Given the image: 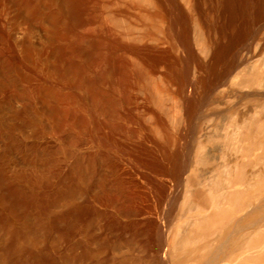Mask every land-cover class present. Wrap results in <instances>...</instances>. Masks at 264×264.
<instances>
[{"label":"rangeland","instance_id":"374dc122","mask_svg":"<svg viewBox=\"0 0 264 264\" xmlns=\"http://www.w3.org/2000/svg\"><path fill=\"white\" fill-rule=\"evenodd\" d=\"M187 1L184 22L172 1L0 0V264H173L168 237L193 228L200 195L226 200L264 179V4L243 35L236 0ZM147 8L169 20L161 30ZM186 35L198 48L207 40L196 59ZM84 57L92 71L79 79L68 70ZM72 100L73 132L63 133ZM23 174L30 183L17 188Z\"/></svg>","mask_w":264,"mask_h":264},{"label":"bare ground","instance_id":"6f19581e","mask_svg":"<svg viewBox=\"0 0 264 264\" xmlns=\"http://www.w3.org/2000/svg\"><path fill=\"white\" fill-rule=\"evenodd\" d=\"M98 1V0H96ZM123 1V0H122ZM128 1V0H127ZM140 1L139 3L144 4L145 6H149L152 2V0H138ZM162 2H171L175 5H177V12L179 17H182V21L185 19L184 15H185V11L188 10V5H190V3L188 4L187 0H160ZM192 1V0H191ZM190 1V2H191ZM196 1V0H195ZM198 1V0H197ZM206 1V0H205ZM214 1V0H213ZM225 1V0H223ZM234 1V0H233ZM89 2V1H88ZM92 1H90L91 3ZM236 2L238 3V8L236 10V19L234 18V20H236L237 24L239 26L243 27V35H247L249 33L248 29L250 26V22H251V17L256 13V9L260 4V0H236ZM263 4H264V0H262ZM93 3V2H92ZM105 3V2H104ZM168 3V4H169ZM192 3V2H191ZM49 4V3H48ZM100 4V3H99ZM166 4V3H165ZM164 4V5H165ZM182 4V5H181ZM223 4V3H222ZM262 4V3H261ZM97 5V4H96ZM136 5V4H135ZM134 5V7H135ZM170 5V4H169ZM84 6V5H83ZM81 6V7H83ZM107 6V5H106ZM156 6V5H155ZM158 6V5H157ZM173 6V5H172ZM192 6V5H190ZM217 6V5H216ZM235 6V5H234ZM103 7V6H102ZM133 7V9H134ZM160 7V6H159ZM165 7H167L165 5ZM194 7V6H193ZM232 7V6H231ZM261 7V6H260ZM164 8V7H163ZM172 8V7H171ZM191 8V7H190ZM225 8V7H224ZM236 8V7H235ZM88 9V8H87ZM166 9V8H165ZM174 9V8H173ZM199 9V8H198ZM211 9V8H210ZM232 9V8H231ZM3 10V9H2ZM85 7H83V11H85ZM175 10V9H174ZM171 9V11H174ZM190 10V9H189ZM188 10V11H189ZM224 10V9H223ZM222 10V11H223ZM227 10V9H226ZM166 11V10H164ZM199 11V10H198ZM225 11V10H224ZM235 11V10H234ZM103 12V11H102ZM170 12V11H169ZM175 12V11H174ZM221 12V11H220ZM233 12V11H232ZM137 13V12H136ZM166 13V12H165ZM168 13V11H167ZM166 13V14H167ZM194 13V12H193ZM213 13V12H212ZM146 23H148V25L150 26V28H152L154 31H159L161 30L160 28V23L162 20H166L169 21L168 19L165 18L162 19V17L159 15V13L157 11H152L151 9H146ZM170 14V13H169ZM174 14V13H173ZM201 14V13H200ZM207 14V13H206ZM225 14V13H224ZM91 15V14H90ZM134 15V14H133ZM177 15V14H175ZM178 15L175 16L176 19H172L175 21V23L177 22L178 24L180 23L178 21ZM190 15V14H189ZM202 15V14H201ZM220 15V13H219ZM93 16V15H92ZM167 16V15H166ZM174 16V15H173ZM213 16V15H212ZM222 16V15H221ZM259 16V15H257ZM137 17V16H136ZM196 17V16H195ZM204 17V16H203ZM173 18V17H172ZM257 18V17H255ZM206 19V18H205ZM225 19V18H224ZM89 20V19H88ZM177 20V21H176ZM200 20V19H199ZM211 20V19H210ZM193 21V20H192ZM195 21V20H194ZM212 21V20H211ZM231 21V20H230ZM256 21V20H255ZM19 22V21H18ZM134 22V21H133ZM185 22V20H184ZM202 22V21H201ZM260 22V21H259ZM264 22V21H263ZM138 23V22H137ZM165 23V22H164ZM206 23V22H205ZM232 23V22H231ZM250 23V24H249ZM198 24V22H197ZM224 24V23H223ZM4 25V24H3ZM141 25V24H140ZM175 26H178L176 24H174ZM131 26V25H130ZM162 26V25H161ZM167 26V25H166ZM174 26V27H175ZM203 26V25H201ZM230 26V25H229ZM145 27V26H144ZM165 29V26H163ZM184 29L186 30L185 25L183 24ZM197 27V25H196ZM234 28V27H232ZM21 29V28H20ZM25 29V28H24ZM90 29V28H89ZM141 29V28H139ZM146 29V28H145ZM166 29H168L166 27ZM199 29V28H198ZM202 29V28H201ZM205 29V28H204ZM211 29V28H210ZM177 30V28H176ZM195 30V29H194ZM20 31V30H19ZM41 31V30H40ZM135 31V30H134ZM139 31V30H138ZM143 31V30H142ZM169 31V29H168ZM235 31V30H234ZM22 32V31H21ZM132 32V31H131ZM130 32V33H131ZM149 32V31H148ZM166 32V31H165ZM179 32V30H178ZM208 32V29H207ZM24 33V32H23ZM41 33V32H40ZM147 33V32H146ZM151 33V32H149ZM162 33V31H161ZM169 33V32H168ZM209 33V32H208ZM227 33V31H226ZM42 34V33H41ZM85 34V33H84ZM221 34V33H220ZM16 35V34H15ZM25 35V34H24ZM160 35V34H159ZM172 35V33H171ZM177 35H179L177 33ZM204 35V34H203ZM223 35V34H222ZM242 35V36H243ZM152 36V35H151ZM150 36V37H151ZM161 36V35H160ZM162 36H164V34H162ZM170 36V34H169ZM168 36V37H169ZM227 36V35H225ZM224 36V37H225ZM230 36V35H229ZM237 36V35H236ZM12 37V36H11ZM140 37V36H138ZM149 37V36H148ZM146 37V39L148 38ZM207 36H205L204 38H206ZM246 38V36H244ZM263 37V36H262ZM261 37V38H262ZM21 39L23 38L20 37ZM38 38V37H36ZM137 38V37H136ZM135 38V39H136ZM151 38H154V36H152ZM198 38V37H197ZM227 38V37H226ZM231 37H229L230 39ZM12 39V38H11ZM91 39V38H90ZM138 39V38H137ZM155 39V38H154ZM169 39H171L169 37ZM173 39V38H172ZM207 39V38H206ZM215 39V38H214ZM235 39V38H234ZM247 39V38H246ZM37 40V39H36ZM73 40L72 36H69L67 41L68 43H71V41ZM178 40V39H176ZM199 44V48L195 47L192 45V43L189 41V35H186L183 39L180 38V41L182 43L183 46H185L188 49V54L193 58L196 59V50H204V48L207 45V40L201 41ZM210 40V39H209ZM168 41V40H167ZM171 41V40H170ZM197 41V39H196ZM217 41V40H216ZM223 41V40H222ZM233 41V40H232ZM243 41V38H242ZM163 42V41H162ZM179 42V41H178ZM211 42V41H208ZM236 42V41H235ZM241 42V41H240ZM176 43V42H175ZM234 43V42H233ZM16 44V43H14ZM156 44V43H155ZM164 44V43H163ZM211 45V43H209ZM208 44V45H209ZM213 44V43H212ZM235 44V43H234ZM240 44V43H239ZM73 46V43L70 44V46ZM83 45V44H82ZM172 45V44H171ZM175 45V44H174ZM232 45V44H231ZM241 45V44H240ZM9 46V45H8ZM15 46V45H14ZM17 46V45H16ZM20 46V45H19ZM130 46V45H129ZM167 45H165L166 47ZM236 46V45H235ZM135 47V46H134ZM148 47V46H147ZM210 47V46H209ZM8 48V47H7ZM128 48V47H127ZM208 48V47H207ZM157 49V48H156ZM180 49V48H179ZM221 49V48H220ZM239 49V48H238ZM256 49V48H255ZM182 50V49H181ZM2 51V50H1ZM10 51V50H9ZM71 55H74L75 52L72 50H69ZM219 51V49H218ZM235 51V50H234ZM14 52V50H13ZM169 52V51H168ZM178 52V51H177ZM216 52V51H215ZM225 52V51H224ZM175 53V52H174ZM199 53V52H198ZM202 53V52H201ZM229 53V52H228ZM15 54V52H14ZM131 56L133 55L134 57H140L141 60L145 61L146 63H151L152 61L159 64V61L162 59H159L158 57H156V55H149V56H140L138 55V53L131 51L130 52ZM166 54V53H165ZM178 54V53H177ZM200 55V54H199ZM216 55V54H215ZM77 56V55H76ZM130 56V57H131ZM230 56V55H229ZM174 57V56H173ZM227 57V56H226ZM250 57V56H249ZM132 59V58H131ZM85 62L87 61V64H85L82 68L77 69L73 71V68H70L68 71L70 74H73V72L75 73V76L79 79H81L83 76L84 78L86 77V75L92 71V68L90 65V62L88 60V57H84ZM133 60V59H132ZM186 60V59H185ZM242 60V59H241ZM127 61V60H126ZM129 61V60H128ZM166 61H167V57H166ZM169 61V60H168ZM98 62V61H97ZM101 62V61H100ZM130 62V61H129ZM186 62H189L186 60ZM245 62V61H244ZM178 63V62H177ZM97 64V63H95ZM166 67L168 64H166ZM162 65L161 66H165ZM100 66V64H99ZM131 66V65H130ZM144 66L148 67L147 65L144 64ZM159 66V65H158ZM96 67H98L96 65ZM152 67H154L152 65ZM169 67V66H168ZM255 67V66H254ZM160 68V67H159ZM171 69V67H169ZM175 68V66L173 67ZM169 71H172L170 70ZM262 69V68H261ZM176 70V68H175ZM178 70V69H177ZM190 70V69H189ZM249 70V69H248ZM46 71V70H45ZM149 71V70H148ZM153 71V70H152ZM149 71V74L150 72ZM234 71V70H233ZM244 72V71H243ZM262 72V71H261ZM245 73V72H244ZM258 73V72H257ZM254 73V76L257 78L258 74ZM155 74V73H153ZM158 74V73H157ZM172 74V73H171ZM175 74V73H174ZM181 75V74H180ZM158 76V75H157ZM160 76V74H159ZM158 76V77H159ZM177 76V75H176ZM175 76V77H176ZM251 76V75H250ZM261 76V75H260ZM49 77V76H48ZM166 77V76H165ZM259 77V76H258ZM153 78V77H152ZM155 78V77H154ZM253 78V77H252ZM53 79V78H52ZM244 79V78H243ZM161 80V79H159ZM158 80V81H159ZM179 80V79H178ZM192 80V79H191ZM263 80V79H261ZM180 81V80H179ZM161 83V82H159ZM158 82H155V84L153 85V87L155 88L157 94H159L160 96L164 97V96H172L174 98H176L178 100V96H174V93H171L168 91H166L165 87L161 86ZM172 83V82H171ZM191 83V82H190ZM241 83V82H240ZM261 83V82H260ZM63 86H65L67 89L70 86V83L68 82H63L62 83ZM166 84V83H165ZM163 84V85H165ZM174 84V83H173ZM226 84V83H225ZM262 84V83H261ZM167 85V84H166ZM174 86V85H173ZM234 86V84L232 85ZM168 87V86H167ZM190 87V86H189ZM242 87V86H241ZM153 88V89H154ZM169 88V87H168ZM167 88V90H168ZM232 88V87H231ZM228 90V89H227ZM231 90V89H230ZM154 91V90H153ZM171 91V90H169ZM225 91V90H224ZM245 91V90H244ZM190 92V91H189ZM222 92V91H221ZM156 94V95H157ZM184 94V93H183ZM190 94V93H189ZM64 95V93H63ZM192 95V94H191ZM224 95V94H223ZM241 94H239L240 96ZM232 96V95H231ZM234 96V95H233ZM75 97V96H74ZM189 97V95L187 96V98ZM249 97V96H248ZM247 97V99H249ZM253 98V96H252ZM263 98V97H262ZM256 99V98H255ZM253 100L250 98V100L252 101H257ZM162 100V99H161ZM166 100V99H165ZM168 101V100H167ZM172 101V99L170 100ZM179 101V100H178ZM178 105L180 102H178ZM223 101V100H222ZM232 101V100H231ZM175 102V101H174ZM246 102V101H245ZM258 102V101H257ZM263 101H261L262 103ZM176 103V104H177ZM223 103V102H222ZM241 103V102H240ZM239 103V104H240ZM260 103V101H259ZM258 103V105H259ZM70 104V110L68 111V114H66V116H64L62 118L63 120V133H65L68 130H71V132H73V125L74 122L76 120V114H77V106L74 107V105H76V102L74 100H72L71 102H69ZM131 104V103H130ZM160 104V103H159ZM215 104V103H214ZM228 104V103H227ZM232 104V102H231ZM248 104V103H247ZM257 104V103H256ZM255 104V105H256ZM73 105V107H72ZM133 105V104H132ZM178 105L176 107H178ZM221 106V105H220ZM261 106V105H259ZM258 106V107H259ZM175 107V106H174ZM75 108V109H74ZM187 108V107H186ZM227 108V107H226ZM233 108V107H232ZM243 108V106H242ZM178 109V108H176ZM229 109V108H228ZM259 109V108H258ZM237 110V109H236ZM241 110V109H240ZM239 110V111H240ZM246 110V109H245ZM251 110V109H250ZM182 110H180L179 112H181ZM220 111V110H219ZM238 111V112H239ZM249 111V110H248ZM175 113V111H174ZM233 113V112H232ZM235 115H233L234 117L236 116L237 112H234ZM180 114V113H179ZM230 114V112H229ZM175 115V114H174ZM184 115V114H182ZM240 115V114H239ZM227 116V115H226ZM238 116V114H237ZM232 117V115H231ZM243 117V116H242ZM208 118V117H207ZM212 118V117H211ZM217 118V117H216ZM227 118V117H226ZM211 120V119H210ZM209 120V121H210ZM237 120V119H236ZM241 120V119H240ZM245 120V119H244ZM260 120V118H259ZM238 121V120H237ZM182 122V121H181ZM225 122V121H224ZM259 122V121H258ZM208 123V122H207ZM211 123V122H210ZM250 123V122H249ZM263 123V122H260ZM237 124V123H236ZM253 124V123H252ZM186 125V124H185ZM193 125V124H192ZM207 125V124H206ZM246 125V124H245ZM243 127V136L249 137L250 133H251V128L250 127ZM259 125V124H258ZM190 127V126H189ZM202 127V126H201ZM205 127V126H204ZM214 127V126H213ZM212 127V129H213ZM237 127V125H236ZM216 128V127H215ZM256 128V127H255ZM202 129V128H201ZM211 125H207L205 127V131H211ZM203 130V131H204ZM239 130V129H238ZM260 132H264V124H260L259 125V129ZM169 131V130H168ZM227 131V130H226ZM86 132V130H85ZM174 132V131H173ZM239 132V131H238ZM209 133V132H208ZM211 133V132H210ZM231 134V133H230ZM241 134V135H242ZM87 135V134H86ZM201 135V134H200ZM237 136V135H236ZM169 138V137H168ZM221 138V137H220ZM219 138V139H220ZM170 139V138H169ZM211 139H213V137H211ZM229 141L234 140V137H231L230 135L228 136ZM224 140V139H223ZM251 140V139H250ZM208 141V140H207ZM213 141V140H212ZM217 142V141H216ZM215 143V142H214ZM213 143V144H214ZM233 143V142H232ZM250 143V142H249ZM171 144V141H170ZM212 144V142H211ZM230 144V143H229ZM43 145V144H42ZM259 145V144H258ZM174 146V145H173ZM230 146V145H229ZM83 148V147H82ZM203 149V148H202ZM201 150V149H200ZM249 150V149H248ZM224 151V150H223ZM52 153V152H51ZM22 155V154H21ZM199 157V156H198ZM256 158V157H255ZM224 160V159H223ZM258 160V159H257ZM230 162V161H229ZM4 162L1 161L0 158V169L3 167ZM222 165V164H221ZM255 165V164H254ZM42 166V165H41ZM232 166V165H231ZM53 166H48L46 168H44V173L46 174H50L51 172H53L54 170L52 169ZM174 168V167H173ZM229 168V167H228ZM116 170V172H119V174L123 177L120 178L121 181L120 182H126L127 180L124 179L125 177V173L123 171V169H119V168H114ZM240 169V168H239ZM34 171V170H33ZM32 175L29 174H23L22 178L20 179H15L13 184L18 188H24L25 185H27L28 183H30V179H31ZM244 179L245 178V171H241L240 172V177ZM261 179V178H259ZM134 182H137L135 179H131ZM235 182V181H234ZM247 183V182H246ZM241 187V186H240ZM244 187V186H243ZM254 188V189H253ZM29 194V193H28ZM31 194V193H30ZM204 194V193H202ZM213 194V193H212ZM186 195V194H185ZM197 195V194H196ZM200 195V193H199ZM198 195V196H199ZM202 204H199L195 210V223L194 225H192L193 228H191V230L187 233H185L184 235H182L180 237L176 236V235H169L168 237V241H167V254L169 256V258L171 259V261L173 262V264H264V179H261L258 181L257 186L255 187H244L243 189H235L233 190L231 193H229L226 196V200L225 198L220 200L219 198H217L216 196L213 195H207V196H202ZM199 196V198H201ZM238 198L239 200L241 199V201L238 203H235V206H231V208L226 207L225 204L229 202H231L232 200ZM104 200V199H103ZM200 199H198L199 201ZM105 201V200H104ZM235 201V200H234ZM200 202V203H201ZM232 203V202H231ZM184 204V201H183ZM231 205V204H230ZM193 208V207H192ZM189 209V208H188ZM191 212V210H190ZM186 222V221H185ZM188 225V224H187ZM183 229V228H182ZM190 229V228H189ZM177 233V231H175ZM174 232V233H175Z\"/></svg>","mask_w":264,"mask_h":264}]
</instances>
